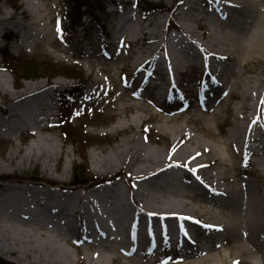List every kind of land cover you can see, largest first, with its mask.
I'll use <instances>...</instances> for the list:
<instances>
[{
    "label": "bare ground",
    "instance_id": "6f19581e",
    "mask_svg": "<svg viewBox=\"0 0 264 264\" xmlns=\"http://www.w3.org/2000/svg\"><path fill=\"white\" fill-rule=\"evenodd\" d=\"M24 1L34 16L31 22L23 23L4 7L0 16V38L10 28L8 23L11 30L17 29L15 35L22 34L18 51L56 37L45 26L41 6L35 0ZM195 1L183 0L181 23L171 22L172 32L163 40L157 37L163 26L162 13L151 21L155 34L148 39L151 45L145 51L149 52L137 71L158 61L163 53V61L153 69L166 83H146L153 91L149 98L121 92L138 113L122 117L127 107H115L120 115L112 127L115 141L106 148L95 146L87 155L104 180L83 188L54 180L51 184L7 181L11 178L5 171L38 165L43 172L62 169V175L68 176L74 159L55 137L43 133L52 126L53 86L30 79L11 89V76L0 66V140L33 131L26 144L15 143L0 153L1 252L29 264H155L163 252L166 256L172 250L180 260L176 264H264V188L239 178L246 173L243 165L251 163L252 175L264 179V160L255 163L250 158L261 153L251 150V155L237 147L242 131L238 121L228 140L212 143L188 127L199 129L190 123L193 118L205 123L202 128L218 124L222 109L217 104L226 95L239 94L241 107L252 108L247 104L252 99L250 89L240 86L244 71L238 66L247 68L248 61L264 55V0H202L206 6L203 17L185 12L194 8ZM114 10L121 6L110 12ZM132 17H121V21ZM192 21L202 22L200 26L207 29L201 33L199 25L197 29L191 26ZM124 26L119 23V33ZM143 29L144 21L137 20L132 33ZM141 38L138 35L134 40ZM198 48L205 54L201 63L196 60ZM189 60L203 72L197 87L201 107L194 108L193 116L184 122L182 114L162 104L172 102L175 76L185 71ZM239 87L242 91L235 94ZM2 99L9 100L8 107L2 106ZM147 100L159 111L148 107ZM258 116L256 111L250 115L252 123ZM246 130L247 142L260 139L252 126ZM152 132L158 134L155 139ZM240 161L243 165L238 167ZM187 198L197 205L191 206ZM24 221L29 224L19 225ZM85 241L91 244L85 246Z\"/></svg>",
    "mask_w": 264,
    "mask_h": 264
},
{
    "label": "rangeland",
    "instance_id": "374dc122",
    "mask_svg": "<svg viewBox=\"0 0 264 264\" xmlns=\"http://www.w3.org/2000/svg\"><path fill=\"white\" fill-rule=\"evenodd\" d=\"M147 1L164 6L168 11L155 10L154 12L145 13L144 9L140 8L141 3L138 6L139 0H135L132 4H122L121 2V10L112 13L110 11L115 8L111 5L112 0H103L104 10H99L95 14L100 19L99 23L101 24H99L93 21L90 22L86 8L82 9L83 12L87 11L82 19L79 17V12L73 13V10L67 16V10H69L67 0H35L38 7L41 6V14L45 16L44 21H47V24H45L47 30H54L56 37L35 42L33 48L25 46L21 51L16 48L17 44L19 45L18 36L20 37V35H15L18 34L17 29L15 31L11 30L13 26L8 23L10 28L5 29V32L14 31V33L10 32L9 35H5L6 37L0 38V53L3 55V60L0 55V66L6 69L9 76H11L9 77L11 89L16 88L15 85L19 86L26 80L40 79L49 84L47 87L52 85L57 92L72 89L79 91L75 92L76 96L72 100H65L67 107L64 109L63 118L60 119V115H55L51 121L52 126L43 132L49 137H55L58 145L64 146L73 157L74 162L71 164L68 176L62 175V169H56L51 173L43 172L41 165H38L5 171L11 178L7 181H16L17 183L24 181L46 182L51 184L54 180L70 186L73 184L76 169L86 170L89 175L98 178V181L104 180V176L93 169L87 155L95 146L102 149L115 141L112 127L120 120V115L115 107H127V110L124 109L122 117H131L138 113L137 110H133L134 107L133 109L129 107L132 102L125 97H121V92L124 90L128 96L142 95L149 98L153 95V91L146 87V83L151 84L153 81L166 83L163 76L154 72L153 69L157 63L163 61V53H159L160 59H157L158 61L153 60L148 67H144L140 72L137 71L138 66L149 52V50L145 51L151 45L148 39L155 34L154 24L151 21H157V16L162 13L163 26L157 32L159 40L167 38L168 33L172 32L170 30V27L173 26L170 25L171 22L181 23L179 5H182L183 8V0ZM26 6L27 3L24 0H0V16L3 14L4 8H7L14 16L17 15L23 23H29L34 16L27 11ZM142 6H144L143 1ZM128 12L129 14H127ZM185 12L192 14V16L195 15L194 17H203L206 15V6L202 0H196L194 8ZM54 15H57V20L52 21ZM126 16L133 17L129 21L125 18L121 21V17ZM75 20L79 23L77 26L73 24ZM137 20L144 21V29L142 32L133 34L132 30ZM120 22L125 24L121 33L117 29ZM200 23L192 21L191 26L197 29L199 25V31L203 33L207 28L205 25L200 26ZM67 25L72 28L70 32L66 30ZM46 28L44 27V29ZM105 32L108 35H104ZM138 35L142 38L135 41L134 38ZM196 50L198 54L196 60L201 63L205 54L200 48ZM88 52H90V55ZM191 63L193 61L189 60L188 65L184 68L185 71L175 76L174 85L176 90L173 91L172 102L165 101L162 104L165 109H175L177 110L176 114H182L181 117L184 122L193 116L194 108L201 107L197 87L203 79V72L201 69L193 67ZM227 64H230V62L227 61ZM13 66L16 67V73L11 71ZM238 67L244 71L242 85L240 86L250 89L249 95L252 99L250 98L251 100L249 99L247 104H252V108L241 107V97L238 92L242 91L243 87H239L234 92L238 95L233 97L226 95L220 103L218 102L217 108L222 109V118L218 124L208 126L210 129H207L206 126L202 128L201 126L205 123L193 118L190 119V123L197 124L199 129L195 130L191 124L188 127L191 128L194 135L202 138L207 143H212L228 140L233 125L238 121L242 126V131L237 139L233 138L239 142L237 147H241L242 150L246 149L251 155V150L261 153L260 155L253 154L250 157L252 162L260 163L264 160V103H262L264 102V55L257 60L248 61L246 66L248 69L243 65ZM255 93L256 98H254ZM52 96L56 105L55 111L56 108H61V102L56 103L55 94ZM1 104L8 107L9 100L2 99ZM146 105L154 107L148 100ZM152 109L159 111L156 107ZM255 111L259 116L252 123L250 115ZM152 126L154 125L151 124L149 127ZM250 126L261 135L259 140L247 142L246 134L248 130L246 129ZM67 131L73 133L74 140H65L64 133ZM141 133L143 134L142 131ZM32 134L33 131H27L21 137L3 138V140H0V153H6L10 146L15 143L26 144ZM149 134L154 139L158 136L156 132ZM163 140L158 141L163 142ZM227 151L229 152L231 149ZM240 164H242V161L237 162L238 167ZM262 167L264 166L262 165ZM243 168L246 173L240 175L239 178L250 184L258 185L263 191L264 179L257 177L255 174L252 175L254 166L251 163H245ZM85 185H79L78 188H83ZM186 200L191 206L197 205V202L192 198ZM24 222L25 224L19 223V225L25 227L29 224L28 221ZM89 244L91 243L84 242L85 246ZM224 249L225 252H229V249L225 247ZM0 260L4 261L5 264H29L27 261L19 260L15 256L1 251ZM179 261L177 254L170 251L165 257L158 259L155 264H176Z\"/></svg>",
    "mask_w": 264,
    "mask_h": 264
},
{
    "label": "trees",
    "instance_id": "16d2710c",
    "mask_svg": "<svg viewBox=\"0 0 264 264\" xmlns=\"http://www.w3.org/2000/svg\"><path fill=\"white\" fill-rule=\"evenodd\" d=\"M142 1L144 2V6H142ZM67 4L69 6V10H67V16H69L72 13L75 12H79V17L80 19H82L85 16V12L82 11L83 8H86V10H88V17L90 22H100V19L98 18V16H96L95 14L100 10H104V6H103V0H67ZM141 8L144 9L146 12H152L155 10H165L166 7L164 6H160L157 3L154 2H149L147 0H141ZM71 19V17H70ZM73 24L75 26H77L79 23L76 22V20L73 22ZM101 24V23H99ZM71 27H69V25H67L66 30L67 32L71 31ZM12 67V66H11ZM75 68V67H74ZM74 68H72V70H74ZM11 71L13 73H16V67L11 68ZM75 97V91H68L65 90V93L63 94V99H73ZM66 106V105H64ZM62 114H63V110H62ZM65 134V140L68 141H72L74 140L75 137H72L73 133L71 131H67L64 133ZM68 135V137H67ZM95 180V178L92 175H89L86 170H75V174H74V178H73V184H87L91 181ZM1 264H5L4 261L0 260Z\"/></svg>",
    "mask_w": 264,
    "mask_h": 264
},
{
    "label": "snow or ice",
    "instance_id": "6c2138e0",
    "mask_svg": "<svg viewBox=\"0 0 264 264\" xmlns=\"http://www.w3.org/2000/svg\"><path fill=\"white\" fill-rule=\"evenodd\" d=\"M262 103H264V102H262ZM197 222L199 223V221H197ZM206 227L217 228L218 226H216V225H206Z\"/></svg>",
    "mask_w": 264,
    "mask_h": 264
}]
</instances>
